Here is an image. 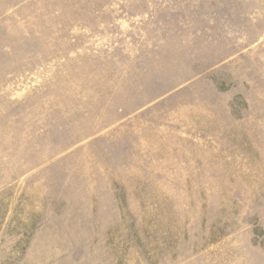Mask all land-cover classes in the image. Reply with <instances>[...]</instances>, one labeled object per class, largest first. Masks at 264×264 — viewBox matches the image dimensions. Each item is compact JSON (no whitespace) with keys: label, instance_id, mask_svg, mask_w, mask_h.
<instances>
[{"label":"rangeland","instance_id":"374dc122","mask_svg":"<svg viewBox=\"0 0 264 264\" xmlns=\"http://www.w3.org/2000/svg\"><path fill=\"white\" fill-rule=\"evenodd\" d=\"M0 264H264V0H0Z\"/></svg>","mask_w":264,"mask_h":264}]
</instances>
